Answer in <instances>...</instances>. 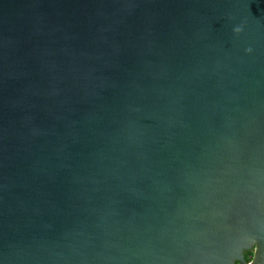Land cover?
Here are the masks:
<instances>
[{"label": "water", "instance_id": "water-1", "mask_svg": "<svg viewBox=\"0 0 264 264\" xmlns=\"http://www.w3.org/2000/svg\"><path fill=\"white\" fill-rule=\"evenodd\" d=\"M235 262L264 264V0H0V264Z\"/></svg>", "mask_w": 264, "mask_h": 264}, {"label": "trees", "instance_id": "trees-1", "mask_svg": "<svg viewBox=\"0 0 264 264\" xmlns=\"http://www.w3.org/2000/svg\"><path fill=\"white\" fill-rule=\"evenodd\" d=\"M253 251H254V249L252 248V249L244 252V257L247 261H249L252 258ZM235 264H238V262H235Z\"/></svg>", "mask_w": 264, "mask_h": 264}]
</instances>
